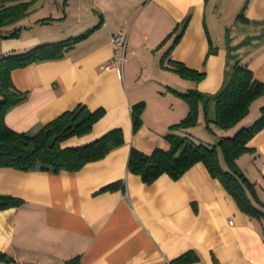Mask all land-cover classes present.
Listing matches in <instances>:
<instances>
[{
  "label": "crops",
  "instance_id": "crops-1",
  "mask_svg": "<svg viewBox=\"0 0 264 264\" xmlns=\"http://www.w3.org/2000/svg\"><path fill=\"white\" fill-rule=\"evenodd\" d=\"M15 29L17 35L0 37V54L89 33L59 58L12 70L21 98L7 109L6 124L32 133L84 104L103 108L102 116L63 145L90 142L112 128L121 129L123 143L75 171L0 167V195L21 199L0 209V264H70L74 258V264H168L187 250L198 259L183 264H264V216L240 210L202 162L178 178L162 173L151 182L127 166L132 147L146 154L167 149L170 132L212 143L230 133L213 123L212 132L205 130L210 136H194L192 129L205 124L204 108L214 117L211 96L236 62L264 82V0H32L28 13L0 34ZM119 29L127 32L125 57L119 68L107 67ZM170 60L201 76L182 77ZM134 65L149 83L143 90L127 82ZM192 89L208 97L195 125L176 128L188 112L178 92ZM140 101L141 123L133 130L132 105ZM262 105L264 95L248 114L255 118ZM247 145L252 150L236 163L264 204V129ZM219 163L227 169L220 151ZM114 182L116 188L102 189Z\"/></svg>",
  "mask_w": 264,
  "mask_h": 264
},
{
  "label": "trees",
  "instance_id": "trees-1",
  "mask_svg": "<svg viewBox=\"0 0 264 264\" xmlns=\"http://www.w3.org/2000/svg\"><path fill=\"white\" fill-rule=\"evenodd\" d=\"M31 3L32 0H0V27L26 15ZM88 33L89 31L56 42L39 44L24 51L0 54V167L20 171L36 168L53 172L75 171L90 161L100 159L112 148L123 143L121 129L112 128L90 142L64 146L63 142L69 137L88 133L93 123L103 114V108L90 110L84 104H77L73 109L63 111L32 133L16 131L4 120L7 109L21 98L11 79L12 70L33 62L59 58ZM14 35H17V29L0 34V37L8 38ZM170 64L182 77L201 76V73L186 68L181 63L170 60ZM229 74L223 87L211 96L214 100V117L209 118L204 108L205 124L210 132L212 128L209 123L223 130L234 127L248 114L251 102L264 95V82L257 80L246 64L236 62ZM178 93L188 104V112L174 126H193L197 123L199 104L208 96L194 89ZM143 107V101L132 105L133 130L141 123ZM262 129L264 105L260 106L258 117L250 125L239 127L231 135H220L214 143L194 141L188 136L170 132L164 136L168 143L167 149L156 148L146 154L132 147L127 166L129 171L140 174L145 182H151L162 173L178 178L191 165L202 162L209 175L218 179L234 198L240 210L249 215L264 216V212L255 205L264 204L257 197L254 184L236 163L239 155L252 150L247 143ZM219 151L227 169H223L219 163ZM117 185V182L110 183L102 189H113ZM20 203L21 199L17 197L0 195V209L16 207ZM197 259L198 255L194 250H187L171 259L168 264H183ZM74 262L75 258L69 261L70 264Z\"/></svg>",
  "mask_w": 264,
  "mask_h": 264
},
{
  "label": "rangeland",
  "instance_id": "rangeland-1",
  "mask_svg": "<svg viewBox=\"0 0 264 264\" xmlns=\"http://www.w3.org/2000/svg\"><path fill=\"white\" fill-rule=\"evenodd\" d=\"M127 51V50H126ZM142 70H143V68L142 67H135V65L132 67V72H131V74L128 76V78H127V82L129 81V85H131L132 84V82L133 81H135L136 82V85L135 86H137L138 88H139V90H143V88H144V85H146V83L148 84V86H149V83L148 82H146V80H145V77H144V75H143V73H142ZM258 116H256L255 118L254 117H252V115L249 113L247 116H245L244 117V124H245V126H247V125H250L256 118H257ZM247 119H248V121H247ZM250 119V120H249ZM235 128V127H234ZM193 130V135L195 136V135H200V134H205L206 136H210L208 133H206L205 132V130H206V125L204 124V123H199L198 125H197V127H195V129H192ZM229 130H230V133H228L229 135H231V134H233L235 131L233 130V127L232 128H230V129H226V131H224V132H229ZM189 137V136H188ZM192 136H190L189 138H191ZM198 137V136H197ZM191 139H193V138H191ZM194 141H200V140H196V139H193ZM206 143H212V142H206ZM240 156V155H239Z\"/></svg>",
  "mask_w": 264,
  "mask_h": 264
},
{
  "label": "built area",
  "instance_id": "built-area-1",
  "mask_svg": "<svg viewBox=\"0 0 264 264\" xmlns=\"http://www.w3.org/2000/svg\"><path fill=\"white\" fill-rule=\"evenodd\" d=\"M127 41V32L123 29L117 30L111 38V43L114 46V57L107 67H120L125 57ZM7 264H21L18 260L13 259L8 261Z\"/></svg>",
  "mask_w": 264,
  "mask_h": 264
}]
</instances>
